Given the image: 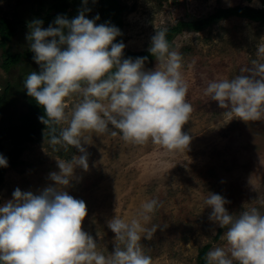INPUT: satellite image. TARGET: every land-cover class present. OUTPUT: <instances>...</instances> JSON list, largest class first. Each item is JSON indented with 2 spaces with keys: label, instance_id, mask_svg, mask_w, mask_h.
I'll list each match as a JSON object with an SVG mask.
<instances>
[{
  "label": "rangeland",
  "instance_id": "obj_1",
  "mask_svg": "<svg viewBox=\"0 0 264 264\" xmlns=\"http://www.w3.org/2000/svg\"><path fill=\"white\" fill-rule=\"evenodd\" d=\"M41 1L43 6L37 0H0V16L15 23V32L4 48L29 54L6 72L1 67L5 49L0 47L1 90L7 81L15 85L7 93V104L0 112V128L17 123L25 112L26 100L16 84L21 82L24 88L23 80L38 70L26 40L29 22L41 19V27L46 28L55 19L45 21L47 15H60L58 10L49 8L57 0ZM82 1L79 11L88 8ZM90 2V11L85 13L89 19L100 15L102 6L101 0ZM119 2L126 8L121 30L125 48L131 51L149 49L155 31L180 18H200L219 7H229V0ZM230 2L231 6L260 7L254 6V0ZM258 2L262 5V0ZM73 5L74 0H67L69 19L75 15ZM173 44L183 57L182 71L189 84L186 99L193 108L189 121L182 126V132L191 137L186 152L167 153L150 141L144 145L125 143L118 130L116 136L85 133L92 136L88 144L82 141L89 153V170L76 167L75 175L81 179L70 181L72 186L66 188L73 198L85 201L88 213L82 228L97 240V250L106 256L114 243V233L108 229L107 221L113 215L131 220L142 203L152 198L160 202L152 222L161 227L151 240L141 241L152 264H197V254L204 245H209L207 252L216 247L228 248L223 239L224 229L218 234V225L208 219L210 207L203 205L208 191L226 197L231 203L225 207L234 214L251 207L264 213V121L233 118L224 124V109L203 95L209 79L232 78L240 67H251L256 48L264 45V23L231 16L200 31L184 30L174 37ZM155 63L154 59L145 68L153 69ZM78 99L74 97L72 102ZM63 126L57 125L59 130ZM47 134L41 131L37 142L20 145L3 141L8 166L0 185V204L11 199L17 187L38 193L54 183L49 173L59 171L57 160L68 161L81 155L71 146L68 151H54Z\"/></svg>",
  "mask_w": 264,
  "mask_h": 264
},
{
  "label": "clouds",
  "instance_id": "obj_2",
  "mask_svg": "<svg viewBox=\"0 0 264 264\" xmlns=\"http://www.w3.org/2000/svg\"><path fill=\"white\" fill-rule=\"evenodd\" d=\"M254 6L262 5L254 0ZM88 11L84 8L71 19L57 15L46 28L41 19L29 22L26 40L38 70L27 75L23 87L42 106L44 115L38 119L44 125H65L49 137L53 150L68 151L71 146L81 155L57 160L59 171L49 173L54 183L38 193L17 187L12 198L0 204V264H152L141 241L151 240L161 227L152 222L158 199L142 203L131 220L113 215L107 221L114 243L106 256L82 228L88 213L85 201L73 198L66 188L81 179L76 167L89 170L84 144L92 136L85 133L119 132L125 143L150 141L167 153L186 152L191 137L182 126L193 108L186 99L189 84L183 57L162 28L155 31L148 49L155 66L146 69L147 57H125V43L114 42L121 30L107 21L97 24L99 14L89 19ZM255 56L251 67H240L232 78L209 79L203 89L208 100L224 109V124L233 118L264 121V45L256 48ZM74 97L78 102H72ZM51 131L56 133L55 128ZM7 166L0 154V167ZM208 193L203 200L211 209L208 219L224 229L228 248L209 250L206 264H264V213L251 207L234 214L225 207L231 203L226 197Z\"/></svg>",
  "mask_w": 264,
  "mask_h": 264
},
{
  "label": "trees",
  "instance_id": "obj_3",
  "mask_svg": "<svg viewBox=\"0 0 264 264\" xmlns=\"http://www.w3.org/2000/svg\"><path fill=\"white\" fill-rule=\"evenodd\" d=\"M91 0H87L86 3L82 1V5L84 7H90ZM101 14L99 15V20L101 22H110L111 24L117 26L121 30L122 22V13L126 9L125 6H122L119 0H101ZM37 2L43 6V1L37 0ZM79 2L80 0H74V13L75 17L79 11ZM81 4V3H80ZM262 6L260 7H250L246 5H235L231 7H219L214 12L207 14L206 16L200 18H192V19H178L175 24L168 26L166 32V38L169 41L171 47H174L173 39L174 37L181 33L184 30H193L200 31L203 30L210 25L225 19L227 17L236 16L248 19L250 21L264 23V0H262ZM83 7V8H84ZM50 9H56L60 12V15H66L69 18V13L67 12V0H57L54 4L49 7ZM56 17L55 15L46 16L44 18L45 21ZM15 32V23L14 20L0 16V47L4 48L7 42L11 39ZM122 32V30H121ZM125 42V37L123 35L115 38V41ZM3 52V60L1 62V67L4 71H9L12 66L18 64L23 56H28V52L24 53H13L8 50V48H4ZM123 53L125 57H138L143 56L147 57L146 63H150L154 60V56L148 51V49L131 51L127 48L123 49ZM21 82L17 83L16 86L20 87L19 89L23 92V97L26 100V110L23 114L18 117V121L15 124H11L7 127L0 128V154H3L6 158L7 155L3 152L4 140H9L13 145H20L26 142H37L39 140V133L41 131H46L49 137L51 134H58L59 129L57 125L53 124L50 126L44 125L38 117L44 115L42 106H39L33 98L26 94V89L21 88ZM15 85L12 82L7 81L3 89L1 90L0 86V112L3 107L7 104V93L10 89H12ZM55 128L56 133H52L51 129ZM46 135V136H47ZM5 167H0V185L4 180ZM223 229H218V234ZM209 249V245H204L197 254V264H206V252Z\"/></svg>",
  "mask_w": 264,
  "mask_h": 264
}]
</instances>
